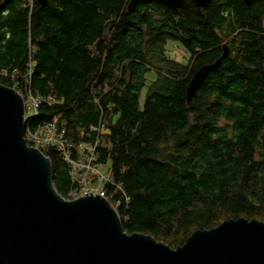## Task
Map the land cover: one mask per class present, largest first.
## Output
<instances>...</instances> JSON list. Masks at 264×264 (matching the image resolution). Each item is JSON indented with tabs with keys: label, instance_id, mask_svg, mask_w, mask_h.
Instances as JSON below:
<instances>
[{
	"label": "trees",
	"instance_id": "obj_1",
	"mask_svg": "<svg viewBox=\"0 0 264 264\" xmlns=\"http://www.w3.org/2000/svg\"><path fill=\"white\" fill-rule=\"evenodd\" d=\"M211 2L128 10L131 0H0V84L53 96L37 123L60 116L76 143L98 138L91 128L104 113L99 160L125 190L107 187L125 231L174 248L229 219L264 220V0ZM239 30L244 43L188 104L191 78ZM170 43L189 60L172 58ZM43 151L68 198V163Z\"/></svg>",
	"mask_w": 264,
	"mask_h": 264
},
{
	"label": "water",
	"instance_id": "obj_2",
	"mask_svg": "<svg viewBox=\"0 0 264 264\" xmlns=\"http://www.w3.org/2000/svg\"><path fill=\"white\" fill-rule=\"evenodd\" d=\"M144 1L131 0L128 10ZM156 1L181 8L189 0ZM190 1L199 7L212 3ZM229 51L224 45L219 58L197 70L186 91L188 104ZM24 98L0 84V264H264V220L229 219L174 248L152 235L125 231L119 211L101 195H61L51 158L25 138Z\"/></svg>",
	"mask_w": 264,
	"mask_h": 264
},
{
	"label": "built area",
	"instance_id": "obj_3",
	"mask_svg": "<svg viewBox=\"0 0 264 264\" xmlns=\"http://www.w3.org/2000/svg\"><path fill=\"white\" fill-rule=\"evenodd\" d=\"M264 27V19H263ZM30 75L33 74L36 63L30 59L28 64ZM21 93V92H20ZM27 102L26 118V136L28 143L32 147L40 150L54 147L61 153L65 162L70 167V173L73 180V188L69 192V199L79 198L88 193L101 195L104 198H109L107 187L109 185L116 186L125 193L122 183H117L111 174V169L108 164L102 163L99 155V146L102 145V138L109 133L108 121L104 113L100 121V125L92 126V130L97 132L98 138L93 142H74L67 135L68 131L63 119L60 116H55L53 120L44 123H37L42 104H54L56 99L53 96H37L31 90L27 93H22ZM99 102V99H96ZM37 123V124H36ZM104 164L108 166V171L104 169ZM129 200L128 195L124 196ZM111 201V200H110ZM115 205V204H114ZM120 202L115 205L118 209Z\"/></svg>",
	"mask_w": 264,
	"mask_h": 264
},
{
	"label": "rangeland",
	"instance_id": "obj_4",
	"mask_svg": "<svg viewBox=\"0 0 264 264\" xmlns=\"http://www.w3.org/2000/svg\"><path fill=\"white\" fill-rule=\"evenodd\" d=\"M169 55H171L172 58L176 59L179 62H187L190 58V54L181 46L180 44H173L170 43L168 45ZM146 90L143 91L142 99L144 100ZM104 169L108 171V166L104 164Z\"/></svg>",
	"mask_w": 264,
	"mask_h": 264
},
{
	"label": "flooded vegetation",
	"instance_id": "obj_5",
	"mask_svg": "<svg viewBox=\"0 0 264 264\" xmlns=\"http://www.w3.org/2000/svg\"><path fill=\"white\" fill-rule=\"evenodd\" d=\"M256 1V0H255ZM240 35V30L239 31H237L236 33H233V35H231L230 37H227L224 41H223V43H221V45H222V54L224 53L223 51H224V45H228L229 46V48H230V51H231V49H232V44L234 43V41H237L238 43H240V44H242V43H244V39H242V37H240V38H238V39H236L237 38V36H239ZM237 43V44H238ZM229 51V52H230ZM221 54V55H222ZM190 57H191V55H190Z\"/></svg>",
	"mask_w": 264,
	"mask_h": 264
},
{
	"label": "bare ground",
	"instance_id": "obj_6",
	"mask_svg": "<svg viewBox=\"0 0 264 264\" xmlns=\"http://www.w3.org/2000/svg\"><path fill=\"white\" fill-rule=\"evenodd\" d=\"M27 103V102H26Z\"/></svg>",
	"mask_w": 264,
	"mask_h": 264
}]
</instances>
